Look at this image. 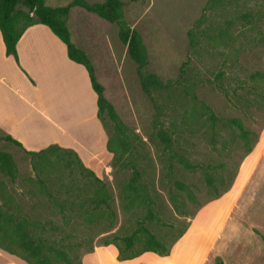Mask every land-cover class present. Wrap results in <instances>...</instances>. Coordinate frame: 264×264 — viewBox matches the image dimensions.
I'll return each instance as SVG.
<instances>
[{
    "label": "rangeland",
    "instance_id": "obj_1",
    "mask_svg": "<svg viewBox=\"0 0 264 264\" xmlns=\"http://www.w3.org/2000/svg\"><path fill=\"white\" fill-rule=\"evenodd\" d=\"M72 1L46 4L62 7ZM121 1L124 20L147 47L150 72L175 81L189 60L192 71L183 88L158 94L153 101L119 39V26L84 9L71 10L67 26L72 40L94 63L105 97L125 128L124 133L116 130L117 124L104 113L113 159L103 175H96L107 184L111 211L90 209L93 194L86 191L78 171L65 168L58 152L32 156L5 141L0 131V152L15 165L13 179L0 171V205L26 214L40 235L62 241L74 264H82L88 252L114 236L134 235L141 222L166 244L172 243L191 218L230 188L264 129V0H222L211 11V0ZM195 29L204 35L193 46ZM220 69L228 73V94L216 84ZM232 120L241 123L244 133ZM160 130L173 138L170 149L161 144ZM122 142L129 143V154ZM132 161L142 172L138 193L128 189ZM59 203L73 204L78 212H64ZM145 237L136 234L134 251L143 248ZM0 253L2 264H30L8 251L1 235ZM55 261L65 264L60 256Z\"/></svg>",
    "mask_w": 264,
    "mask_h": 264
},
{
    "label": "crops",
    "instance_id": "obj_2",
    "mask_svg": "<svg viewBox=\"0 0 264 264\" xmlns=\"http://www.w3.org/2000/svg\"><path fill=\"white\" fill-rule=\"evenodd\" d=\"M17 52L19 63L7 55L0 31V131L27 151L50 145L74 150L103 175L113 154L85 67L70 60L66 45L45 25L28 28ZM217 258L264 264V129L231 189L190 219L169 255L145 252L119 260L111 244L95 247L82 264H216Z\"/></svg>",
    "mask_w": 264,
    "mask_h": 264
},
{
    "label": "trees",
    "instance_id": "obj_3",
    "mask_svg": "<svg viewBox=\"0 0 264 264\" xmlns=\"http://www.w3.org/2000/svg\"><path fill=\"white\" fill-rule=\"evenodd\" d=\"M221 2L222 0H211L207 9L210 11L214 10L220 6ZM123 6L124 4L121 0H106L102 3L93 4L89 3L87 0H73L67 6L62 7L48 6L46 0H0V31L7 55L14 57L19 63L17 44L23 34L28 28L34 25L47 26L66 45L70 60L84 66L87 70L92 88L98 97V117L105 129L106 124L103 115L106 112L110 119L117 124L116 130L121 133H124L125 128L119 121L114 107L105 97L104 86L97 79L94 63L87 53L78 48L72 40V35L67 26V20L73 8L78 7L84 9L109 23L119 26V39L127 46L128 55L137 66V74L144 93L153 101L158 94L179 91L183 88L184 84L190 81V73L192 71L190 68L192 61L189 60L182 66L181 75L175 81H164L158 75L150 72L147 47L140 33L136 29L130 27L124 20ZM198 24H200V22ZM231 25L233 24L229 23V27H231ZM201 26L202 24L199 27ZM203 35L204 31L200 29H195L191 32L193 44H195L193 46H196L198 41L200 42V38ZM196 54L198 53H196L195 50L194 55ZM225 67L224 65L223 68ZM222 69L219 70L216 76V84L220 90L228 94L230 92V86L225 83L228 73ZM211 118L215 120L213 114ZM232 123L244 133L241 123L237 120H232ZM158 135L161 144L163 143L167 146V149H170L174 140L168 132L160 130ZM3 139L35 157L44 156L47 153L58 152L64 161L65 168L71 173H76V171H78V174L84 181L86 191H90L93 194L94 198L88 201L90 209L94 212L104 210L111 211V205L107 195V184L100 179L93 170L85 166L74 150L65 149L58 145H50L38 152H31L25 150L21 143L14 140L9 135H5ZM128 145V142H122V146L125 148V154H129L131 151ZM254 146L249 150L248 154L252 151ZM108 149H110V139L108 141ZM180 162L185 164L188 168L194 167L193 164L184 161L183 158L180 159ZM129 167L133 171V176L129 182L128 189L138 193L139 190L143 188L142 184L139 183L142 172L134 161L129 163ZM14 170L15 165L11 156L0 152V171L13 179ZM232 185L227 191L231 189ZM222 195H220V197ZM57 206L64 212L67 209L72 213L78 212L77 206L73 204L68 205L59 203ZM35 226L36 223H33L26 214L6 204L0 205V235L2 236L3 243H6L8 251L23 255L30 264H57L55 258L58 256L62 258L65 264H74L65 252V245L62 241L49 240L45 236L40 235ZM188 226L172 243L166 244L151 233L144 222H141L138 230L134 234L136 236L138 233H143L146 236L142 244L143 248L140 251H134L136 244L134 235L125 238L114 236L112 242H107L104 246L111 244L117 246L119 250V260L133 259L145 252H155L161 256H166L170 254L175 243L185 234ZM119 241H122V243H119ZM216 264H224V262L220 258H217Z\"/></svg>",
    "mask_w": 264,
    "mask_h": 264
}]
</instances>
